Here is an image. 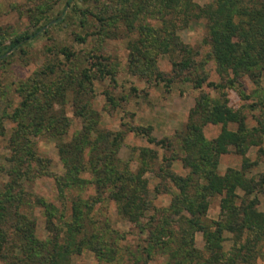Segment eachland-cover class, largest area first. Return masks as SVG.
Instances as JSON below:
<instances>
[{
  "label": "rangeland",
  "instance_id": "rangeland-1",
  "mask_svg": "<svg viewBox=\"0 0 264 264\" xmlns=\"http://www.w3.org/2000/svg\"><path fill=\"white\" fill-rule=\"evenodd\" d=\"M143 1L0 0V54L15 39L41 29L30 43L0 59V192L10 174L19 171L26 199L38 197L53 204L67 221L73 215V201L81 203L78 216L84 229L95 233L103 227L124 236L113 249L114 261H99L84 248L72 256L70 264H128L126 248L145 247L141 241L145 236L118 213L111 193L118 191L116 184L126 181L131 197L146 206L144 222L159 211L163 214L161 210L169 207L177 190L162 178L160 166L164 158L175 157L171 173L188 174L179 159L184 155L181 139L197 103L206 107L225 104L240 113L247 130L264 121V67L252 71L254 78L225 75L207 41L205 20L196 19L198 8L212 0H191L193 8L186 14L174 11L186 2L178 6L164 2L172 9L165 15L161 0H148L152 10L143 9L134 17ZM56 19L60 22L54 26ZM174 42L187 53L181 54ZM163 43L172 55L163 54ZM186 55L190 67L177 72L173 62ZM201 77L205 81L198 87L195 83ZM201 115L193 116L192 122L201 125ZM223 128L234 132L237 124H203L204 139H215ZM138 130L146 131L154 142ZM165 143L172 145L165 147ZM65 145L76 151L83 170L77 174L76 185L62 182L64 194L60 196L62 187L56 180L64 179L66 167L59 148ZM263 151L264 139L249 146L245 156L231 150L220 156L218 172L240 170L247 159L255 166L246 176L259 180L264 175ZM41 161L45 163L42 168ZM97 169L99 174L94 175ZM255 196L263 211L264 186ZM220 200V196L210 199L208 221L221 220ZM86 203H92L91 210ZM33 217L35 235L46 239L50 234L42 208H33ZM172 219L177 220V215ZM224 237L222 253L228 256L232 235ZM194 244L204 251L201 232L194 234ZM151 256L147 264L166 261L163 256ZM255 257L251 264H264V242Z\"/></svg>",
  "mask_w": 264,
  "mask_h": 264
},
{
  "label": "trees",
  "instance_id": "trees-1",
  "mask_svg": "<svg viewBox=\"0 0 264 264\" xmlns=\"http://www.w3.org/2000/svg\"><path fill=\"white\" fill-rule=\"evenodd\" d=\"M127 1L130 0H125ZM169 1H173L176 6L182 1L186 2L184 7H174V11H182L184 14L190 13L193 8L191 0H161L164 15L170 13L168 11L171 6L164 3ZM147 2L148 0H144L140 3L134 17L141 14L143 9L144 12L152 10ZM196 16V19L203 18L206 22L207 41L212 46L218 68L225 75H232L235 79L245 75L254 78L255 72L252 71L259 65L264 67V0H212L203 8H198ZM59 22L56 19L54 26ZM172 22L173 26H177L173 17ZM40 31L38 29L31 35L12 41L0 54V59L9 51L20 50L36 38ZM173 45L179 46V43L174 42ZM161 50L163 54H173L167 43L161 45ZM179 50L181 54L186 52L182 46H179ZM187 56L178 63L173 62L177 72L190 67ZM204 81L201 77L195 84L201 87ZM229 82L232 83L233 80ZM200 112L201 125L192 122V117ZM228 123L237 124V130L233 132L223 128L215 139H204L203 124H222L224 127ZM136 132L147 137L149 142H154L146 131ZM263 139L264 121H258L256 127L247 130L240 113L225 104L216 103L206 107L197 103L191 120L189 118L187 133L181 139L184 155L179 159L188 174L182 177L171 173L170 162L175 157L171 160L164 158L160 166L162 178L169 179L177 190L169 207L161 210L163 214L159 211L157 217H148L144 222L146 206L131 197L126 181L116 184L118 191L111 193L118 213L138 228V234L145 236L141 239L145 244L144 248L135 251L126 248L127 255H130L126 262L147 264L154 253L165 258L164 264H237V261L238 264H251L256 258L257 247L264 242V210L259 209L260 202L255 196L263 190L264 175L259 180L248 178L246 171L255 164L247 159L243 160L240 170L227 169L221 175L218 172V162L220 156L231 150L245 156L249 146L258 145ZM163 145L170 147L172 143ZM67 146L69 145L59 148V155L66 167L64 179L57 177L56 180L58 187H62L60 196L64 194L65 185L62 182L69 181L76 185L77 174L83 170L81 163L76 161V151H70ZM43 166L45 163L41 161L39 167ZM99 171L97 169L93 174L98 175ZM122 177L120 174L119 178ZM21 178L22 173L19 171L11 173L9 181L0 192V261L4 264H70L72 256L80 254L84 248L96 254L99 261H114L116 253L113 254V249L118 247L117 243L121 238L124 239L123 235L103 227L95 233L93 229H84L78 216L84 206L81 203L73 201V215L67 221L53 204L38 197L33 201L28 197L26 199L27 194L21 188ZM216 196L221 197V220L208 221L206 214L209 202ZM90 204L92 203H86L91 210ZM33 208H42L45 216L44 223L50 236L44 240L35 235ZM175 215L177 220L172 219ZM61 229L66 230L63 233ZM196 232L203 234L204 251L195 247ZM225 233L232 235L233 244L228 256L222 253ZM122 258L121 255L119 260Z\"/></svg>",
  "mask_w": 264,
  "mask_h": 264
}]
</instances>
